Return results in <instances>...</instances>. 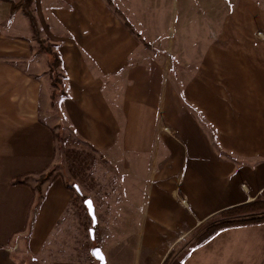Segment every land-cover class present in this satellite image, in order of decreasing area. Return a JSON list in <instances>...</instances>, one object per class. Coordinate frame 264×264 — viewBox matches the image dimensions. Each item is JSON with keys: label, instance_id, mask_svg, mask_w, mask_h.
Listing matches in <instances>:
<instances>
[{"label": "crops", "instance_id": "crops-1", "mask_svg": "<svg viewBox=\"0 0 264 264\" xmlns=\"http://www.w3.org/2000/svg\"><path fill=\"white\" fill-rule=\"evenodd\" d=\"M9 11L0 0V264H37L50 251L71 200L61 178L39 181L61 154L57 130L143 188L125 209L124 247L145 264H163L220 210L264 195V2L237 0L219 41L179 78L144 60L105 0H32L36 34L21 9ZM41 43L59 58L52 72ZM187 250L180 264H264V222Z\"/></svg>", "mask_w": 264, "mask_h": 264}, {"label": "rangeland", "instance_id": "rangeland-1", "mask_svg": "<svg viewBox=\"0 0 264 264\" xmlns=\"http://www.w3.org/2000/svg\"><path fill=\"white\" fill-rule=\"evenodd\" d=\"M236 1L112 0L113 5L118 7L139 33V41L143 40L139 46L143 51L144 60L166 65V68L168 66L170 73L177 77V72L182 75L188 74L189 69L193 67V63H190L192 60L204 59L209 43L219 41L218 35L224 16L231 10V6L233 8ZM256 34L259 36L261 32L258 31ZM41 46L45 47V43H41ZM54 73L55 78H58L57 73ZM56 136L58 154L60 152L61 154L58 157L56 155L54 160H58L54 161L46 174L39 177V181L49 175L61 178L71 186L68 189L71 192V200L63 217L47 238L49 244L52 242V246L48 248L50 251L46 256L40 257V263L37 264H98L91 255L94 246L101 248L105 264H145L143 259L149 257L142 258L138 248H130L127 253L124 247L125 209L141 202L137 200L141 198L132 196H141L143 188L124 184V180L117 177L118 168V171L112 168L110 159L105 154L94 151L71 133L57 130ZM65 149L69 150L71 159L83 166L84 172L80 175L83 180L69 172L64 157ZM73 184L77 185L81 195L91 198L93 202L96 216L93 238L89 235V228L92 227L91 218L83 205L82 197L73 190ZM111 191L114 192L112 197ZM257 198H261L260 202L246 208L248 213H261L264 210V195ZM141 211L142 209H138V212ZM138 214H135L134 219L141 217L137 216ZM215 217V215L209 217L195 232L188 234L173 253L165 258L164 264L173 263L176 258L187 252L189 247L195 245L207 223L212 222ZM46 247L47 244L44 248Z\"/></svg>", "mask_w": 264, "mask_h": 264}, {"label": "trees", "instance_id": "trees-1", "mask_svg": "<svg viewBox=\"0 0 264 264\" xmlns=\"http://www.w3.org/2000/svg\"><path fill=\"white\" fill-rule=\"evenodd\" d=\"M4 1L9 2V4H10L9 17L11 18L17 9H21V11L29 19L31 30L33 31L34 34H36L37 33L36 21H35L33 14H32V11H31L32 0H4ZM106 3L110 7L111 11L115 15H117V17L120 18L123 26H125L127 28V30L138 39L140 37L139 33H137L135 31L132 24L122 15V13L118 10V7L113 5L112 0H106ZM140 41L143 42L142 39H140ZM45 47L48 50L49 54L52 55L51 57L53 58V61L51 62V66H50L51 72H52V70H54L55 67L59 64V58H58L57 54L51 50V47L49 46V44L46 43ZM52 84L55 87L58 86V84L56 82H52ZM64 157H65V160L67 162V168L69 169V172H71V174L76 175L77 178L79 177L81 180H83V178L80 176L84 172L83 166L78 164V162H75L74 159L70 158V153H69L68 149H65ZM82 161L84 163L85 159H83ZM74 185L75 184H73V187H72L73 190L75 191V193L77 195L82 197V201H83L86 198V196L81 195V192H79V190H76ZM64 186L67 189L71 188V186L67 182H64ZM260 199L261 198H259V199L256 198L250 202H246L243 204L227 207V208H224V209L220 210L219 212L215 213L214 214L216 216L215 219L212 220V222L207 223V226L205 227L202 234L199 236V238L196 239L195 244H198V243L205 241L207 238L211 237L213 234H215L216 232H218L219 230H221L223 228L264 222V210L261 213H253L252 212L253 214L248 213V210H246V208H250L251 206L258 204L260 202ZM84 207H85V205H84ZM238 214H239V216H235ZM244 214H245V216H242ZM186 255H187V252H184L181 256H179L178 259L176 258V260L171 264H180ZM94 261H95V259H94ZM163 264H164V262H163Z\"/></svg>", "mask_w": 264, "mask_h": 264}, {"label": "water", "instance_id": "water-1", "mask_svg": "<svg viewBox=\"0 0 264 264\" xmlns=\"http://www.w3.org/2000/svg\"><path fill=\"white\" fill-rule=\"evenodd\" d=\"M74 187H75L76 190H79L76 184L74 185ZM83 204L85 205L87 213H88V215L91 218L92 227L89 228V235H90L91 238H93V225L96 223L94 205H93V202H92L91 198H89V197H86L83 200ZM91 255L93 256V258L95 260L98 261V264H105V256H104V254H103V252H102L100 247L94 246L91 249Z\"/></svg>", "mask_w": 264, "mask_h": 264}, {"label": "built area", "instance_id": "built-area-1", "mask_svg": "<svg viewBox=\"0 0 264 264\" xmlns=\"http://www.w3.org/2000/svg\"><path fill=\"white\" fill-rule=\"evenodd\" d=\"M165 129H167L166 127H164ZM184 202V200H182Z\"/></svg>", "mask_w": 264, "mask_h": 264}]
</instances>
